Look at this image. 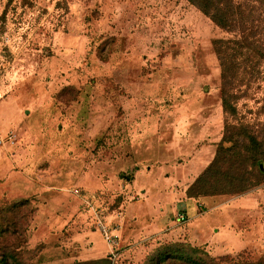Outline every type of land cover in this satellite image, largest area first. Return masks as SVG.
Instances as JSON below:
<instances>
[{
    "label": "rangeland",
    "instance_id": "obj_1",
    "mask_svg": "<svg viewBox=\"0 0 264 264\" xmlns=\"http://www.w3.org/2000/svg\"><path fill=\"white\" fill-rule=\"evenodd\" d=\"M260 20L264 25V16ZM4 33H9L8 43L2 39ZM232 36L187 0H0V94L25 90L33 94L26 104L44 102L62 84L73 82L79 89L80 121H95L102 140L105 124L120 134L121 122L137 121V113L155 110L166 136L171 135L169 129L176 127L180 135V127H187L183 136L189 134L190 142L174 148H185L187 153L176 151V155L190 157L192 173L212 157L224 119L250 125L263 119L264 56L251 61L244 59L245 53L238 56L236 114L221 108L212 40ZM261 36L264 52V31ZM123 101L127 113L122 111ZM114 140L111 146L121 147ZM177 156L158 160L156 168L178 165ZM231 195L242 196L244 203L251 200L253 206L248 203V211L239 214L229 207L208 210L189 222H199L200 228L204 222L222 225V237L217 238L227 248L222 253L210 241L201 244L210 254L255 259L264 253V181ZM197 238L194 243L201 242ZM146 254L132 264H143Z\"/></svg>",
    "mask_w": 264,
    "mask_h": 264
},
{
    "label": "crops",
    "instance_id": "obj_2",
    "mask_svg": "<svg viewBox=\"0 0 264 264\" xmlns=\"http://www.w3.org/2000/svg\"><path fill=\"white\" fill-rule=\"evenodd\" d=\"M67 84L74 85L65 82L62 86ZM32 96L25 90L0 94V136L11 128L19 130L15 145H0V203L31 199L33 210L26 245L38 246L37 264L107 256L108 246L84 200L88 198L107 223H120L118 264H132L153 246L177 240L197 246L210 241L224 253L227 245L217 238L222 237L223 230L219 228L222 225L204 222L203 229L199 222L189 221L222 207H229L235 214L245 213L253 204L251 200L242 202V196L237 195H230L231 199L225 194L202 197L185 194L186 187L206 165L191 173L190 157L176 155L178 151L187 153L183 147L174 148L190 142L189 134L183 136L186 126L180 127V135L174 127L171 132L169 129L171 135L166 136L165 127L156 122V111L147 109L135 115L137 121L125 125L121 122L120 134L105 124L103 128L108 129L102 140L101 128L95 121H80L79 95L68 105L60 104L53 94L47 96V101L33 100L26 104L32 101L28 100ZM123 102L122 111L127 113V103ZM114 139L121 147L111 146ZM102 147L104 150L100 151ZM160 153L177 156L178 165L164 163L156 168L158 160L170 158ZM176 212L184 214L183 223L189 226L175 223ZM203 233L207 235L204 239ZM194 237L201 242L194 243Z\"/></svg>",
    "mask_w": 264,
    "mask_h": 264
},
{
    "label": "trees",
    "instance_id": "obj_3",
    "mask_svg": "<svg viewBox=\"0 0 264 264\" xmlns=\"http://www.w3.org/2000/svg\"><path fill=\"white\" fill-rule=\"evenodd\" d=\"M215 25L233 32L232 37L215 38L212 48L219 64V91L224 113L236 114L238 97V56L258 60L264 56L261 35L264 25V0L241 4L235 0H187ZM245 62V60H244ZM258 62V61H256ZM79 89L61 86L54 98L62 105L78 99ZM263 119L256 125L223 121L222 134L214 145V153L185 189L188 197L243 193L264 181V101L260 106ZM33 207L29 198L0 203V264H32L37 262L38 246L28 248L26 230ZM264 264V253L255 259L241 255H212L202 246L188 241L162 242L146 254L143 264ZM62 264H110L106 257L76 260Z\"/></svg>",
    "mask_w": 264,
    "mask_h": 264
},
{
    "label": "built area",
    "instance_id": "obj_4",
    "mask_svg": "<svg viewBox=\"0 0 264 264\" xmlns=\"http://www.w3.org/2000/svg\"><path fill=\"white\" fill-rule=\"evenodd\" d=\"M9 33H4V36H2V39L4 43L9 42ZM2 62L0 61V77L3 71V68H1ZM19 139V130L17 128H11L9 129L4 136H0V145L7 144V145H15ZM77 194H80L79 191H75ZM86 200V204L89 207V209H92L94 214V224L95 227L101 232L103 239L108 246L107 251V259L111 263L117 262V258L119 256L120 252V237L118 234V231L120 229V223L115 222L114 224L107 223L103 217V215L99 214V210L94 208ZM175 223H182L185 221V216L181 212H176L174 216Z\"/></svg>",
    "mask_w": 264,
    "mask_h": 264
}]
</instances>
